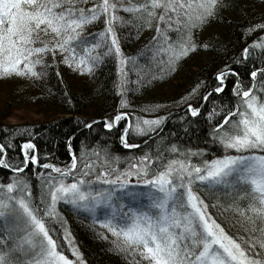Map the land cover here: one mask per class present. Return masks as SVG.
<instances>
[{"label":"snow or ice","instance_id":"snow-or-ice-1","mask_svg":"<svg viewBox=\"0 0 264 264\" xmlns=\"http://www.w3.org/2000/svg\"><path fill=\"white\" fill-rule=\"evenodd\" d=\"M224 7L223 0H0V78L42 80L48 69L61 65L92 75L109 57L124 65L132 58L125 57L118 31L134 30L139 36L145 29L152 33L145 55L151 53L161 72L175 71L199 50L196 31L222 21ZM100 24L101 30L91 31ZM257 32L264 33V23L246 29L248 35ZM131 38L129 32L125 39ZM249 62L247 90L239 71L225 66L213 77L215 87L205 85L200 95L207 103L225 92L229 77H236L235 107H213L205 118L212 145L223 150L215 158H205L199 146L169 144L160 117L138 120L134 128L138 136L161 137L154 153H144L124 171L111 167L113 158L106 153L108 167L97 169L94 179V165L87 162L79 177L74 175V153L71 165L62 169L40 164L31 139L19 145L0 142V168L14 174L6 184L0 182V264H73L59 243L63 229V241L72 248L60 203L99 222L116 238L119 252L137 258L134 264H264V37L244 47L234 61L245 67ZM55 75L62 77L59 70ZM186 114L199 117L202 107L189 103ZM126 119L127 114H118L84 126L102 123L110 132ZM192 123L183 128L185 136ZM130 130L125 126L120 140L125 148H137L128 143ZM9 152L22 157L19 164ZM29 165L51 170L40 176L38 200L22 175ZM72 254L80 259L74 248Z\"/></svg>","mask_w":264,"mask_h":264},{"label":"trees","instance_id":"trees-1","mask_svg":"<svg viewBox=\"0 0 264 264\" xmlns=\"http://www.w3.org/2000/svg\"><path fill=\"white\" fill-rule=\"evenodd\" d=\"M223 4L225 7L220 13L223 20L218 19L202 32L196 31L199 50L183 58L175 71L161 72L157 64L150 60L151 53L145 55V42L152 34L145 29L139 36L134 30L118 31L125 57L132 58L124 65H118L114 57H109L92 75L74 73L61 65L58 69L55 66L48 69L49 75L42 80L0 78L3 99L0 101V142L12 140L19 145L31 139L37 145L36 154L40 164L49 163L62 169L71 164L74 153L78 161V171L74 175L78 178L79 170L87 162L94 165V179L98 174L97 169L108 167L104 162L106 153L113 158L110 166L120 171L128 168L144 153H154L161 145V137L155 134L141 137L136 135L134 128L138 120L160 117L165 118L163 137L169 144L199 146L205 149V158L222 155L223 150L218 145L213 146L210 141V126L205 118L213 107L217 111L235 107L238 103V98L233 94L236 77H229L225 92L211 97L207 103L200 99V95L206 91L205 85L215 87L213 77L225 66H232L239 71L243 87L247 90L251 86L248 71L252 64L249 62L245 67L236 65L234 61L244 47L256 42L258 37H264V33H246L250 25L264 23V0H223ZM103 27L100 24L91 31L97 32ZM129 32L132 36L130 41L125 39ZM258 55L259 49H254L253 56ZM133 59L135 64L132 63ZM57 70L62 73V77L55 75ZM192 89H198L197 93L190 94ZM122 101L126 102L123 106ZM189 103L194 107H202V115L192 118L186 114ZM23 108H33L42 117L15 124L3 121L10 116L11 111ZM118 114H127V119L110 132L102 123L93 124L91 129L84 126L85 122L105 121ZM188 121L194 123L185 136L183 128L189 127ZM125 126H131L132 129L128 143L139 147H123L120 135ZM173 132L178 133V137L170 135ZM94 152L99 153V156L94 155ZM9 156L13 157L12 162L16 164L22 159L12 152H9ZM115 158L119 159V163H116ZM50 171L29 165L22 174L28 179L37 200L41 192L40 176L43 174L46 177ZM13 177L12 172L0 168V182L6 184ZM207 199L215 202L211 198ZM57 207L66 218L67 229L87 264H134L137 258L119 252L113 245L116 238L100 227L99 222H94L87 214L77 215L63 203ZM102 236H107V239ZM62 239L61 233V250L68 255L70 252Z\"/></svg>","mask_w":264,"mask_h":264},{"label":"rangeland","instance_id":"rangeland-1","mask_svg":"<svg viewBox=\"0 0 264 264\" xmlns=\"http://www.w3.org/2000/svg\"><path fill=\"white\" fill-rule=\"evenodd\" d=\"M3 99H2V97H1V94H0V101H2ZM42 116L39 114V113H37L33 108H31V109H25V108H23V109H20V110H13V111H11L10 112V116L8 117V118H6V119H4L3 121L5 122V123H7V124H15V123H21V122H23V121H35V120H38V119H40ZM220 156V155H219ZM213 158H215V157H213ZM71 165V164H70ZM69 165V166H70ZM68 166V167H69ZM128 168H125L124 170H127ZM123 170V171H124ZM133 181L135 182V178H133ZM66 182H68V183H70V182H72V180H70V181H66ZM67 227V226H66ZM69 232H70V230H69ZM61 233H62V238H63V229H61ZM71 233V232H70ZM71 239H72V248H70L69 247V245L66 243V242H64L65 244V247H66V249L70 252L68 255H66L62 250V252H63V254L69 259V260H71L72 262H73V264H80V260H82L83 261V264H87V262H85V260H84V258H83V256H82V253L79 251V249H78V246H77V243H76V241H74V238H73V236H72V234H71ZM63 240V239H62ZM73 248L76 250V251H78L79 252V256H80V259L78 260L77 259V257L76 256H74L73 254H72V250H73Z\"/></svg>","mask_w":264,"mask_h":264}]
</instances>
